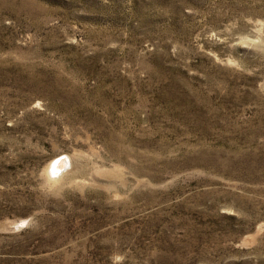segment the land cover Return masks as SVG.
Segmentation results:
<instances>
[{"label": "rangeland", "instance_id": "rangeland-1", "mask_svg": "<svg viewBox=\"0 0 264 264\" xmlns=\"http://www.w3.org/2000/svg\"><path fill=\"white\" fill-rule=\"evenodd\" d=\"M0 264H264V0H0Z\"/></svg>", "mask_w": 264, "mask_h": 264}, {"label": "bare ground", "instance_id": "bare-ground-1", "mask_svg": "<svg viewBox=\"0 0 264 264\" xmlns=\"http://www.w3.org/2000/svg\"><path fill=\"white\" fill-rule=\"evenodd\" d=\"M62 162H64V160L61 161L60 163L55 164L54 167L51 169L52 172H56V170H57V172L58 171L60 172V170H61L60 168L64 167Z\"/></svg>", "mask_w": 264, "mask_h": 264}]
</instances>
